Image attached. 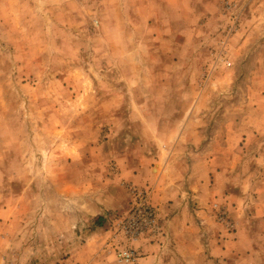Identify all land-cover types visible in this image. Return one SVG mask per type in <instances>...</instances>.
Masks as SVG:
<instances>
[{
	"label": "rangeland",
	"instance_id": "1",
	"mask_svg": "<svg viewBox=\"0 0 264 264\" xmlns=\"http://www.w3.org/2000/svg\"><path fill=\"white\" fill-rule=\"evenodd\" d=\"M263 161L264 0H0V264H136L164 232L132 208L167 164L216 183L188 201L231 236Z\"/></svg>",
	"mask_w": 264,
	"mask_h": 264
},
{
	"label": "crops",
	"instance_id": "2",
	"mask_svg": "<svg viewBox=\"0 0 264 264\" xmlns=\"http://www.w3.org/2000/svg\"><path fill=\"white\" fill-rule=\"evenodd\" d=\"M243 138L248 139V136ZM262 148L256 150L262 151ZM156 169L155 172L154 166L146 167V184L153 186L151 199L162 218L164 236L154 242L140 241L143 256L136 264H263L264 177L256 175L253 182L246 171L239 175V189H231L236 193L230 190L225 199L232 207L231 213L236 220L237 231L231 236H225L223 231L220 238L207 233L211 229L199 221L203 211L195 210L191 206V200L188 201L189 197L202 205L213 200L219 194L215 189L216 183L212 184L211 189L205 183L202 182L199 186L197 181L191 179L180 183L169 178V164L159 165ZM257 171L260 174L264 172V163L255 172ZM130 178L138 181L136 175ZM228 181L232 183L230 177ZM194 186L198 191H191ZM202 186H206L207 194L202 191ZM233 202L237 204L233 205ZM245 207L246 209H241ZM240 211H245V217H241Z\"/></svg>",
	"mask_w": 264,
	"mask_h": 264
},
{
	"label": "built area",
	"instance_id": "3",
	"mask_svg": "<svg viewBox=\"0 0 264 264\" xmlns=\"http://www.w3.org/2000/svg\"><path fill=\"white\" fill-rule=\"evenodd\" d=\"M137 200L132 208L133 219L130 222L134 227V232L137 233L142 231L144 228L139 227L138 219L135 220V217L146 216V234L153 235L155 232L159 231V227L155 224L156 211L150 201V193L146 190V194L137 195ZM220 219L225 220L224 213L219 215ZM152 233V234H149ZM120 257L128 262H134L137 259L136 253L132 250H124L119 253Z\"/></svg>",
	"mask_w": 264,
	"mask_h": 264
}]
</instances>
